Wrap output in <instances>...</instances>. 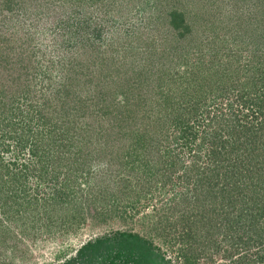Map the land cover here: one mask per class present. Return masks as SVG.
Listing matches in <instances>:
<instances>
[{"label":"rangeland","instance_id":"rangeland-1","mask_svg":"<svg viewBox=\"0 0 264 264\" xmlns=\"http://www.w3.org/2000/svg\"><path fill=\"white\" fill-rule=\"evenodd\" d=\"M0 264H264V0H0Z\"/></svg>","mask_w":264,"mask_h":264},{"label":"trees","instance_id":"trees-1","mask_svg":"<svg viewBox=\"0 0 264 264\" xmlns=\"http://www.w3.org/2000/svg\"><path fill=\"white\" fill-rule=\"evenodd\" d=\"M122 237H123V239H125V240H127V239H134V237H131V235H129V234H123ZM122 237H121V238H122ZM99 242H100V241H99ZM99 242H98V243H99ZM135 242H136V241H135ZM90 246L92 247V243H91L90 245H87V246L84 247V248L88 249ZM93 246H94V245H93Z\"/></svg>","mask_w":264,"mask_h":264}]
</instances>
